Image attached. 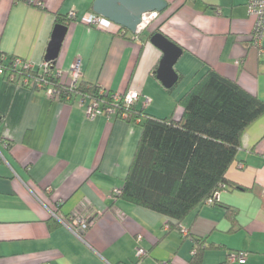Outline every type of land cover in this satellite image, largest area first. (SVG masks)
<instances>
[{
  "label": "crops",
  "instance_id": "1",
  "mask_svg": "<svg viewBox=\"0 0 264 264\" xmlns=\"http://www.w3.org/2000/svg\"><path fill=\"white\" fill-rule=\"evenodd\" d=\"M166 1L169 8L148 28L124 37L81 22L94 0H0V53L39 69L55 15L75 10L55 61L64 85L80 60V81L111 93L136 90V109L165 118L181 115L178 99L213 68L264 101L250 0ZM157 30L183 48L172 91L154 75L163 55L150 41ZM35 83L0 74V264H191L197 242L205 245L198 264H264V114L245 129L227 172L235 186L189 214L182 230H169L167 216L112 198L127 177L143 118L90 116L88 97L61 99ZM53 210L96 220L79 236ZM138 247L147 251L141 260ZM240 252L244 263L228 260Z\"/></svg>",
  "mask_w": 264,
  "mask_h": 264
},
{
  "label": "trees",
  "instance_id": "2",
  "mask_svg": "<svg viewBox=\"0 0 264 264\" xmlns=\"http://www.w3.org/2000/svg\"><path fill=\"white\" fill-rule=\"evenodd\" d=\"M70 20L68 15H55L57 24L68 25ZM122 29L126 37L130 31ZM14 58L0 53V63L5 65ZM53 64L55 68V61ZM20 72L18 80L47 77L62 90L61 99L82 95L102 101L104 108L114 104L112 93H101L97 84L80 81L77 88L70 90L54 73L45 75L38 69ZM177 106L182 108L181 115L165 118L138 110L135 104L128 108V120L143 118L142 133L120 193L112 197L115 202L121 198L167 216L169 230H182L181 222L189 214L211 198L216 203V194L224 186H235L228 180L227 172L237 159L245 129L264 114L263 100L213 68L178 99ZM118 107L120 117L126 107L122 102ZM227 209L234 220V211ZM196 244L191 264L200 263L205 247L203 242Z\"/></svg>",
  "mask_w": 264,
  "mask_h": 264
},
{
  "label": "built area",
  "instance_id": "3",
  "mask_svg": "<svg viewBox=\"0 0 264 264\" xmlns=\"http://www.w3.org/2000/svg\"><path fill=\"white\" fill-rule=\"evenodd\" d=\"M37 4L40 5L39 2ZM248 10L250 15L254 16L256 19L255 28L252 33V44L257 47L262 55L264 56V47L262 45V40L264 38V0H250L248 4ZM158 15L156 12L145 13L142 16V23L139 24L138 33L144 31L153 21V19ZM68 17L71 20H77V12L72 10L69 12ZM86 25L95 27L100 30L106 31H124L120 25L115 23L114 21L108 19L107 17L98 14L94 11H90L84 15L82 19H80ZM137 33V34H138ZM2 60L6 62V58L3 57ZM3 62V61H2ZM0 63V74L7 76L10 81H15L17 79V75L21 74L20 69H35L34 65L28 61H25L19 57L14 58L9 65H5L4 63ZM56 68V67H55ZM54 68L53 61H48L44 59L40 65L38 71L46 74L54 73L55 77L60 78L62 76L61 70H57ZM71 82L67 85V88L73 90L78 87L80 79L82 77V70L80 66V60H76L71 67ZM35 85L44 89L49 95L59 97L61 95V89L59 90L53 84L49 82L47 77L35 78ZM29 78L24 77L23 82L29 83ZM106 92L104 89H101V93ZM114 104H108L105 108L103 107L102 101H96L94 99H90V104L88 108V114L90 116H94L99 112H104L107 115L117 116L118 114V105L119 102H122V106L126 107L120 114L121 118L127 119L129 117L128 108L133 106L140 98V93L136 90H129L124 94L120 93H112ZM148 101V100H147ZM119 189L114 191V195L119 194ZM220 193L216 194V198L219 197ZM215 202L214 198L209 199L206 203L213 204ZM54 217H56L61 223H63L66 227L71 229L74 233L79 236H82V233L86 231L91 225L95 222L96 216H91L87 213L75 214L71 217H65L61 213L56 210L52 211ZM147 251L143 247L137 248V256L138 260H141ZM229 261H238L240 263H244L246 261V253H233L228 257ZM168 261H163L161 264H168ZM113 264V263H107Z\"/></svg>",
  "mask_w": 264,
  "mask_h": 264
},
{
  "label": "water",
  "instance_id": "4",
  "mask_svg": "<svg viewBox=\"0 0 264 264\" xmlns=\"http://www.w3.org/2000/svg\"><path fill=\"white\" fill-rule=\"evenodd\" d=\"M168 5L166 0H94L93 11L136 34L139 24L142 23L143 14L161 13L168 8ZM67 30V25L55 26L45 56L46 60L56 61ZM150 41L163 53L156 69V76L165 88H172L179 79L175 66L183 55V48L160 31L153 33Z\"/></svg>",
  "mask_w": 264,
  "mask_h": 264
},
{
  "label": "rangeland",
  "instance_id": "5",
  "mask_svg": "<svg viewBox=\"0 0 264 264\" xmlns=\"http://www.w3.org/2000/svg\"><path fill=\"white\" fill-rule=\"evenodd\" d=\"M157 17H158V15L153 19V21H154ZM153 21H152V22H153Z\"/></svg>",
  "mask_w": 264,
  "mask_h": 264
}]
</instances>
